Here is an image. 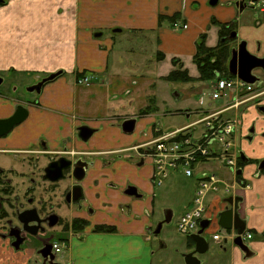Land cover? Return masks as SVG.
Listing matches in <instances>:
<instances>
[{"label":"crops","instance_id":"crops-1","mask_svg":"<svg viewBox=\"0 0 264 264\" xmlns=\"http://www.w3.org/2000/svg\"><path fill=\"white\" fill-rule=\"evenodd\" d=\"M7 3L0 5V47L18 49L9 56L0 55V76L25 74L31 78V86L41 77L61 75L46 84L40 94L0 97V119L9 118L20 105L28 112L25 122L9 138H0V154L11 151L34 159L40 157L44 169L53 152L65 151L68 160L88 164L86 177L79 184L86 198L84 206H91L95 212L89 216L68 208V219L83 218L89 224L79 234H58L57 240H67L66 264H152L155 187L150 180L153 166L145 146L161 132L173 131L162 127L167 119L184 115L188 120L193 113L199 115L201 100L204 105V97H200L194 108L183 109L179 103L182 93L176 94L165 78L181 67L197 79L193 63L197 44L205 36L206 46L215 47L210 43L218 33L213 21L232 20L234 10L213 9L207 0ZM175 22L187 25V29L174 28ZM238 34L240 39L252 42L262 39L264 29L243 26ZM193 66L196 72L191 75L189 68ZM84 77L89 85H77L76 81ZM241 109L239 115L246 124L245 120L250 119L241 114ZM130 119L136 120L135 129L125 134L121 125ZM82 128L94 132L87 141L79 137ZM253 157H264V149L257 150ZM214 164L201 169L230 183L228 170ZM210 166L216 168L214 172ZM18 171L22 172V164ZM176 178L187 180L193 189V200L196 180L176 172L165 182ZM15 179L11 178L12 187L18 183ZM239 181L250 187L240 190L239 217L252 235L251 242L245 244L252 255L247 258L233 244L228 247L224 242L222 246L212 242L215 248L211 255L216 264L225 260L228 264H264V178L250 167ZM127 185L135 187L140 198L124 195ZM224 199L214 195L209 199V208L217 212L223 208ZM95 225L115 231L93 233ZM6 232L0 225V264H30L35 250L22 246L15 249ZM216 233L218 225L211 235Z\"/></svg>","mask_w":264,"mask_h":264},{"label":"flooded vegetation","instance_id":"flooded-vegetation-1","mask_svg":"<svg viewBox=\"0 0 264 264\" xmlns=\"http://www.w3.org/2000/svg\"><path fill=\"white\" fill-rule=\"evenodd\" d=\"M207 3L213 9L231 8L234 10V17L232 20L226 22H219L217 20L213 21L214 25L218 29V42L216 46L225 42L229 47L228 62L233 57V52H237L239 45L244 46L246 52L249 55L255 56L257 58H264V34L262 35L261 40H254L252 42H249L245 39H240L238 34L239 28L243 26H250L254 29H264V0H207ZM254 13L256 18H252ZM220 28H224L225 34H219ZM51 75L54 74L41 77L35 84L27 88V92L32 94H40L44 86L54 81L58 76L55 79L45 83L41 87L40 93H37L36 91L29 92L28 90L39 85L42 80L48 78ZM253 75L257 79L254 84L255 90L250 96V101L243 106L245 108L242 112V114L245 117H248L250 120H245V124L240 118L241 123L236 134V149L239 154L237 160L238 170L236 174L238 184H240L239 178L242 176L245 170L250 167L254 168V172L257 176H262L264 178V157H253L257 150L264 149V71L260 69L254 70ZM0 79L3 83L2 76H0ZM1 96L7 97V95L0 94V97ZM16 127H14L10 132H12ZM65 154V151L53 152L51 154L53 157L51 158V161L48 163V165L62 157L68 159ZM44 169L43 174L41 175V180L43 184H46V189H44V193L46 192V197L41 195L39 192L35 194V189L38 185L34 183L32 178H30L29 185L26 188L24 197L21 200H19L17 197H14L13 200H10L9 197L12 191V186L11 179L7 178L6 174H13L16 170L6 171L4 169H0V178L2 179V184L0 185V221H4V226L7 231L6 234L8 236L9 230L11 228L20 227L17 221L18 214L26 210H34L37 215H34V217L38 218L39 223L31 224V226L35 225L37 227L35 230L37 234L35 236H31L27 233H22L21 237L25 238L23 244L28 240L35 239L39 242V248L35 250V254L40 258L41 264H49L50 256H53V261L51 264H60L56 262V257L59 256L62 251H65L67 247V240H57L56 238H58L61 234H66L68 232L79 234L89 224V222L83 218L73 217L68 219L69 215L66 216L68 208H73L71 212H85L89 216L93 215L95 210L91 206H84L86 202L84 191L79 183L74 182L69 171H64L62 174V179L53 183L43 179ZM77 187L80 188V190ZM129 187H131V185H127L124 189V195ZM24 204H26V206H24ZM225 204L227 203L225 202ZM240 205L241 201L236 204V213L238 215ZM226 207L232 208L228 206V204ZM62 208H64L65 216L60 214ZM234 208L235 207H233V209ZM164 212L165 210L163 211L162 221L164 220ZM99 227H102V225H95L92 229V232L98 233L97 228ZM154 232L155 230L152 232L153 235ZM11 239L13 243L14 239ZM54 244L63 245V248L59 253H55V251H53ZM48 245L51 246V250L47 256L46 263H44L43 258H41L38 252L43 248V246ZM193 249H191V251ZM66 263L67 261H65L64 264Z\"/></svg>","mask_w":264,"mask_h":264},{"label":"built area","instance_id":"built-area-1","mask_svg":"<svg viewBox=\"0 0 264 264\" xmlns=\"http://www.w3.org/2000/svg\"><path fill=\"white\" fill-rule=\"evenodd\" d=\"M176 29H187V25L175 22ZM77 85H89L88 78L77 80ZM210 95L208 108L201 109L200 118L192 124L171 132L160 133L151 143L145 146V154L153 166L151 184L160 187L173 173H180L187 179L196 180V190L191 206L178 218L176 229L180 235L189 237L200 230V223L204 220H217L219 212L223 211L227 204L222 202L223 208L217 212L210 210L207 201L217 194L226 195L233 200L239 198L240 190L249 189L244 184L237 182L236 134L240 126L239 110L250 101V96L255 86L247 84L237 77H217L208 82ZM211 104L216 107L212 108ZM224 164L228 169L231 182H226L216 173L204 171L202 166L209 164ZM224 233V235L222 234ZM241 238L243 243L252 239L248 231L241 235L232 229L222 231L212 236V241L222 244L225 240L232 244L235 238ZM63 245L54 244L53 251L59 253Z\"/></svg>","mask_w":264,"mask_h":264},{"label":"rangeland","instance_id":"rangeland-1","mask_svg":"<svg viewBox=\"0 0 264 264\" xmlns=\"http://www.w3.org/2000/svg\"><path fill=\"white\" fill-rule=\"evenodd\" d=\"M6 5H8L7 0H3ZM257 13V12H256ZM256 18L255 13L252 18ZM209 38H212V35L209 33ZM218 42V33L216 32L214 35V39H210V43L212 46L216 45ZM18 48L15 46L9 47H0V55H7L14 54ZM189 73L191 75L196 72L195 67L189 68ZM10 77V78H9ZM9 77L2 76L3 83L0 86V94L1 95H12L16 98H28L33 96L32 93L27 92V88L30 87V79L25 76V74L14 73L10 74ZM14 80V82H13ZM85 86V85H81ZM169 86L172 88L176 94H181L183 97L182 100L179 101L181 103L182 108H194V104L199 101L200 97H204V109L208 108L210 102L208 101L207 96L210 95V89L208 88L209 83H171ZM174 87V88H173ZM180 99V97H179ZM211 107H216L215 104H211ZM196 108V105H195ZM243 107L241 109V114L244 111ZM200 118V115L193 113L190 118L187 120L186 117L183 115L182 117L176 118H169L167 119L166 123L163 124V128H169V130H174L176 128L185 126L189 123L194 122ZM168 130V131H169ZM14 131V130H13ZM12 131V132H13ZM10 132L7 136L12 134ZM4 137V138H5ZM7 146V145H6ZM5 146V147H6ZM9 147V146H7ZM28 154H16L10 152L1 153L0 154V169L4 170H16L13 174H6L7 178H16L15 180L18 181L17 185L11 187L12 191L9 195L10 200H13L14 197L19 198L21 200L24 197L25 190L29 185L30 178L33 179L34 183L38 186L35 189V194L38 192L41 195L46 197V192L44 193V189H46V184L42 183L41 175L43 174V162L40 157L38 159H34L27 156ZM22 160V161H21ZM22 162V163H21ZM22 164V172L18 171L21 168ZM213 166L224 168V164H214ZM210 171H215L216 168L212 166L209 167ZM226 170V169H225ZM228 170V169H227ZM218 171V170H217ZM216 171V172H217ZM227 173V172H226ZM12 182V181H11ZM189 183L187 180L184 179H174L173 181L164 182V184L160 187L154 188V204H153V218L152 220L155 221L154 227L152 232L156 230V227L159 223L160 218H163V211L166 209H170L173 211V217L169 224H164L160 233L154 236L151 232V237L153 239V258L152 264H185L183 255L191 252V249L188 248L187 239L185 236L180 235L176 229V223L178 217L184 212V209L190 206L191 204V196L190 191L193 193L192 187L190 188ZM223 198L222 194H220ZM31 196V195H30ZM37 196V195H36ZM222 200V199H221ZM25 201V200H24ZM210 201H207V204ZM26 206V204H24ZM211 210V209H210ZM213 211V210H211ZM215 213V210L213 211ZM60 214L65 216L64 211H60ZM217 219V218H216ZM0 225L5 229L4 221H0ZM217 222H211L209 227L206 229L204 233V237L207 239L209 249L207 253L204 255L199 256V260L201 264H216L217 261L214 256H212L213 249L215 248L212 241L211 232L215 229ZM224 235V233H222ZM65 235V234H64ZM256 237V236H255ZM257 239V238H256ZM254 240V239H253ZM251 241H247L246 244H249ZM219 244V245H223ZM226 246H230V242L226 243ZM22 248H30L36 250L39 248V242L35 239L28 240L26 243L22 245ZM66 252L62 251V253L56 257V262L60 264L65 263ZM30 264H41L40 258L35 255L34 258L31 260ZM222 264H228V260H225Z\"/></svg>","mask_w":264,"mask_h":264},{"label":"water","instance_id":"water-1","mask_svg":"<svg viewBox=\"0 0 264 264\" xmlns=\"http://www.w3.org/2000/svg\"><path fill=\"white\" fill-rule=\"evenodd\" d=\"M4 1L0 0V5H3ZM264 58H257L255 56L249 55L244 46H240L237 49V52H233V57L228 62V73L233 77H237L241 81L254 85L257 81L256 77L253 75L254 70H263L264 71ZM61 73L54 74L49 76L48 78L42 80L39 85L30 88L29 92L36 91L40 93L41 87L55 79ZM2 84V80L0 79V85ZM28 117L27 110L19 106L15 109L14 113L7 119L0 120V137L7 135L14 127L22 124ZM135 119L126 120L121 125L122 132L125 134H130L135 129ZM93 131L88 128H82L79 130V137L83 141H87L93 135ZM88 169V164L86 162H82L78 160L76 162H72L66 158H59L58 160L51 162L44 169V180L48 182H58L62 179V174L64 171H69L71 178L75 183H81L86 177V172ZM78 188V187H77ZM80 190V188H78ZM125 195L140 198L138 191L135 187H129L126 190ZM240 201L239 198L232 199L228 198L225 202L228 206L223 211L219 212L217 215V225L219 227V232L222 231H231L232 229L237 231L238 235H241L246 229V223L242 220L239 215L236 213V204ZM233 207H235L233 209ZM36 212L34 210H26L18 214L17 221L20 227L11 228L9 230L8 237L13 238L14 241L12 246L15 249H19V247L23 244L25 238L21 237L22 233H27L31 236H35L37 234L36 226L31 224L39 223L38 218L34 217ZM37 216V215H36ZM172 219V212L170 210H166L164 212V220L158 223L154 235H158L162 229L164 224H169ZM209 220H204L200 223V230L189 236L190 240L194 243V249L183 255L185 264H201L198 256L204 255L208 251V241L204 237V233L206 229L210 225ZM224 243H227L225 240ZM232 244L238 248L245 257H250L252 254L249 248L243 243L242 239L237 237L233 240ZM51 250V246H43V248L38 252L41 258H43L44 263H46L47 256L49 255V251ZM53 261V256H50L49 264Z\"/></svg>","mask_w":264,"mask_h":264},{"label":"trees","instance_id":"trees-1","mask_svg":"<svg viewBox=\"0 0 264 264\" xmlns=\"http://www.w3.org/2000/svg\"><path fill=\"white\" fill-rule=\"evenodd\" d=\"M219 34H225L224 28H220ZM205 36H202L199 43L196 46V53L193 57V63L197 67L198 78H191L186 70H182L181 67H178L175 71L169 74L165 81L169 83H208L215 80L217 77L223 78H233V76L228 73V60H229V47L227 43H221L214 48H209L205 44ZM148 111V110H147ZM147 111L143 113H147ZM2 184V179L0 178V185ZM3 191V190H2ZM115 231L111 227H99L97 232H107L111 233ZM187 244L189 249H193L194 243L190 240L189 237H186Z\"/></svg>","mask_w":264,"mask_h":264}]
</instances>
